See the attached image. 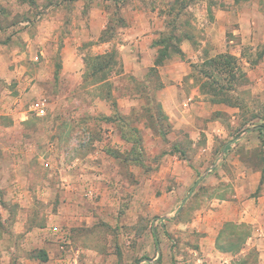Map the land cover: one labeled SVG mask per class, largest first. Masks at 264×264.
Listing matches in <instances>:
<instances>
[{"label":"rangeland","instance_id":"1","mask_svg":"<svg viewBox=\"0 0 264 264\" xmlns=\"http://www.w3.org/2000/svg\"><path fill=\"white\" fill-rule=\"evenodd\" d=\"M132 1L116 3L118 11L110 3L116 11L114 24L100 36L107 44L93 48L94 40L84 42L88 56L101 62L112 59L107 71L82 81L72 74L55 76L54 69L34 60L21 80H0L2 103L19 99L13 104L17 109L0 107V264H202L217 258L210 254L212 232L219 226L224 233L216 246L239 236L233 251L248 245L235 264L258 261L249 239L254 229L242 219L248 203H260L263 193L264 0H245L248 8L257 4L258 28L256 34L247 32L245 43L229 45L227 52L238 67L234 74H212L221 81L216 97L227 102L200 103L193 110L194 125L185 128L175 127L158 101L164 84L160 69L138 75L120 71V51L125 52L120 26L127 23L118 19L133 15ZM138 2L142 8L170 5L175 12L167 19L169 25L180 11L177 24L199 31L194 22L201 21V0ZM62 4L64 11L54 18L72 24L65 29L55 25L54 68L65 48L63 32L77 38L75 20L81 19V0ZM181 6L189 7L175 10ZM172 34L180 37L170 27L159 40L165 37L166 45L174 46ZM207 48L209 56L216 55L211 45ZM198 77L197 83L209 84L207 90L219 89ZM196 86L191 94L198 97ZM206 89L202 94L210 98ZM41 99H46L44 116L34 108ZM105 104L106 110L97 108ZM118 133L129 140L96 144L98 135ZM105 145L113 155L102 153ZM69 164H75L72 170ZM86 182L96 189L91 198ZM73 198L78 206L66 203ZM60 211L64 232L54 233L52 215Z\"/></svg>","mask_w":264,"mask_h":264},{"label":"crops","instance_id":"2","mask_svg":"<svg viewBox=\"0 0 264 264\" xmlns=\"http://www.w3.org/2000/svg\"><path fill=\"white\" fill-rule=\"evenodd\" d=\"M69 1L32 0L24 3L22 0H0V80L4 83L9 82L13 77L21 80L27 70V64L34 60L41 61L42 67L46 64L50 70L54 69L55 76L72 74L82 77L83 81L86 75L93 74L91 71L92 57L88 56L89 53L85 51L86 45L84 42L94 40L90 44L93 45V48H101L107 44L108 41H102L100 36L105 29L114 24V15L116 16V11L121 9L117 7V4L125 5L129 3H125L126 0H81L82 4L77 8L81 19L75 20L74 25L77 31V38L74 37L75 40L73 38L70 39L71 35L69 36L68 31L63 32L65 48L60 53V64L58 67L55 64L54 68L52 56L56 52L52 41H55L57 36L55 28L57 26L65 29L72 24V20H63L62 18H54V16L56 13L58 15L61 14L60 10L64 11L62 3L67 4ZM136 1L140 0L132 1L133 15H121L127 24L120 26V28L123 27L122 33H119L123 36L121 45L125 49L123 54L120 51V71L122 74L129 72L138 75L154 67L160 69L164 84L158 89L157 97L164 107L168 119L177 128L194 125L196 118V115L193 114L194 108L200 103L210 102L209 98L203 96L201 84L196 82L199 79L198 76L203 75L202 70L208 68L203 62L219 54L228 53L229 45L235 41L241 44L245 43L248 31L254 30L256 34V28H258L256 2H252L253 7L250 5V8H248L245 0H208L207 2L201 0L204 2L198 8L201 14V21L194 22V26L199 31H195V28L188 29L180 22L177 25L175 24L178 27L177 31L182 37L179 44L182 54H173L164 62L165 64L156 66L155 60L160 48V45L156 43L164 30L170 27L173 28L174 25H169L167 19L175 11L170 5L168 6L169 8L165 6L142 8ZM42 2H45V5L42 6ZM110 3H117L115 12L110 9L112 6ZM188 7L181 6L175 8V10L183 9L187 11ZM179 17H181V14ZM157 30L161 31L159 36L155 34ZM208 45H211V51L216 53V55H213L211 51L210 55L212 54V56L208 55ZM80 46L83 48H80ZM204 53L207 55L205 56ZM111 73L109 74L111 75ZM115 73L113 76H115ZM113 76H109L108 79H104L94 85L97 86L104 83L112 79ZM192 86H196L199 89L198 94L201 95L195 97L191 94ZM3 91L8 92V87L5 86ZM99 97L102 98V100L100 99L102 102L103 98L104 101H108L103 96ZM3 101L4 97L0 99V107L8 109L12 106L15 109L19 107L18 105H13L19 99L15 100V98H12L11 101L7 100L2 103ZM97 108L106 110L107 105ZM15 115H18L17 111ZM102 137L98 135L96 144L107 142L109 145V141L112 138L118 143L124 142L126 139L120 133L117 135H106L105 138ZM108 145H105L102 153L113 155L112 149H109ZM74 166L75 164H72L73 168ZM69 167L70 170L73 169L71 165ZM67 186L71 187V184L69 183ZM83 186L91 198L96 190L93 188L94 185L92 186L91 183L86 182ZM261 187L263 193L262 196L258 197L260 203H255V205L248 203V207L243 210L245 215L242 219L254 229V236H250L249 239H252L253 246L256 247L259 253V259L256 264H264V179ZM65 201L75 206L79 204L77 199L74 198L66 199ZM61 214L60 211L52 215L57 224L53 227L54 233L64 232L61 231L60 226L63 225L62 222L65 217ZM87 219L89 218L87 217ZM212 233L214 236L212 249L214 253L212 252L210 255L217 258L214 259L212 257L213 259H207L208 261L201 260L202 264H235L234 258L249 250L246 244L237 251L220 248V246H216V243L221 240L224 233L222 227L219 226L217 229H213ZM222 244H220L222 247H226V244Z\"/></svg>","mask_w":264,"mask_h":264},{"label":"trees","instance_id":"3","mask_svg":"<svg viewBox=\"0 0 264 264\" xmlns=\"http://www.w3.org/2000/svg\"><path fill=\"white\" fill-rule=\"evenodd\" d=\"M32 1V0H31ZM180 15V11L177 13V15L175 16V18L173 19V31H177L178 30V27L175 26V24L177 25V16ZM118 20H121V22L124 20L123 18H120ZM113 26V24L111 25ZM171 40L172 38L175 39L176 41V45L174 46H171L172 44H170V46L168 47L167 42H168V39H165V37L159 41H157L156 44L160 45V48L158 50V56L156 57V60H155V64L156 66H160L162 65L168 58H170L173 54H182V51L180 49V41H181V35L180 37L178 35H174L172 34L170 36ZM163 46V47H162ZM163 49H162V48ZM93 60V63H92V70H93V74L92 75H86V78H90V77H95L98 75V73L100 72H103V71H107L109 69V65L112 63V59H108L107 62H101L100 61V57L97 56V58H92ZM96 60V61H95ZM203 64H205L208 68H204L202 70L203 72V75L202 77H205L206 79H208L212 84H214L215 87L219 88V89H211L210 91L207 90L206 88L208 87V83L207 82H203L201 84V88L203 90L206 89V93H210L211 97L209 98L210 99V102H216V101H223V102H227L226 100L224 99H221L220 97L217 98L216 96L220 95L221 93V89L222 87H220V83L221 81L219 79H214L212 78V74H214V76L216 74H226V76L228 75H233L234 73H232L235 69H237L238 67H236V57L232 54H228V53H223V54H219L217 55L216 57L214 58H210L208 60H206L205 62H203ZM155 68V67H154ZM104 79H106L105 77H103ZM103 78L99 79L97 82H100L102 80H104ZM198 80H201L198 79ZM218 80V81H217ZM231 105V103H228ZM124 136L127 135V134H123ZM126 138V136H125ZM126 140H129V139H126ZM263 179H264V174H263ZM155 235V233H154ZM241 236H239V238H236L235 241L233 242H230L229 245H226V247H222L221 245L220 248H227L229 250H234V246L236 245V242L238 240H241ZM243 242V241H242ZM244 244V243H243ZM156 245H158V240L156 239ZM240 249V248H239Z\"/></svg>","mask_w":264,"mask_h":264},{"label":"built area","instance_id":"4","mask_svg":"<svg viewBox=\"0 0 264 264\" xmlns=\"http://www.w3.org/2000/svg\"><path fill=\"white\" fill-rule=\"evenodd\" d=\"M34 108L38 116H44L46 114V99H41L34 104Z\"/></svg>","mask_w":264,"mask_h":264}]
</instances>
